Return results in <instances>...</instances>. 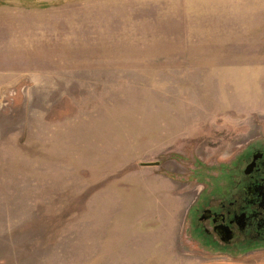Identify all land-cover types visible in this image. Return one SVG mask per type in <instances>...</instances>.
Here are the masks:
<instances>
[{
  "label": "rangeland",
  "instance_id": "1",
  "mask_svg": "<svg viewBox=\"0 0 264 264\" xmlns=\"http://www.w3.org/2000/svg\"><path fill=\"white\" fill-rule=\"evenodd\" d=\"M253 148L264 0H0V264H264L198 227Z\"/></svg>",
  "mask_w": 264,
  "mask_h": 264
},
{
  "label": "flooded vegetation",
  "instance_id": "2",
  "mask_svg": "<svg viewBox=\"0 0 264 264\" xmlns=\"http://www.w3.org/2000/svg\"><path fill=\"white\" fill-rule=\"evenodd\" d=\"M239 167L229 193L202 209L198 227L213 245L241 250L264 244V148H253Z\"/></svg>",
  "mask_w": 264,
  "mask_h": 264
},
{
  "label": "water",
  "instance_id": "3",
  "mask_svg": "<svg viewBox=\"0 0 264 264\" xmlns=\"http://www.w3.org/2000/svg\"><path fill=\"white\" fill-rule=\"evenodd\" d=\"M160 163H153V164H143V167H155V166H159Z\"/></svg>",
  "mask_w": 264,
  "mask_h": 264
}]
</instances>
